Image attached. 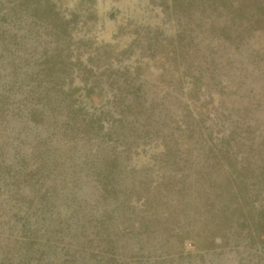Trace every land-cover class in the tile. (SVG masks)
Here are the masks:
<instances>
[{
  "label": "rangeland",
  "instance_id": "1",
  "mask_svg": "<svg viewBox=\"0 0 264 264\" xmlns=\"http://www.w3.org/2000/svg\"><path fill=\"white\" fill-rule=\"evenodd\" d=\"M0 264H264V0H0Z\"/></svg>",
  "mask_w": 264,
  "mask_h": 264
}]
</instances>
